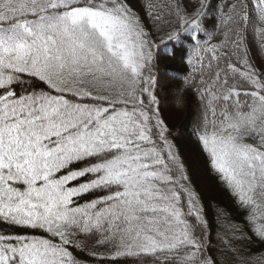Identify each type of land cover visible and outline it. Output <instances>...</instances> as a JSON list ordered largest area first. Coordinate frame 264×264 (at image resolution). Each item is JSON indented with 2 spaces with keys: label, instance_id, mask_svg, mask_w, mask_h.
Returning a JSON list of instances; mask_svg holds the SVG:
<instances>
[{
  "label": "snow or ice",
  "instance_id": "obj_1",
  "mask_svg": "<svg viewBox=\"0 0 264 264\" xmlns=\"http://www.w3.org/2000/svg\"><path fill=\"white\" fill-rule=\"evenodd\" d=\"M0 264H264V0H0Z\"/></svg>",
  "mask_w": 264,
  "mask_h": 264
},
{
  "label": "trees",
  "instance_id": "obj_2",
  "mask_svg": "<svg viewBox=\"0 0 264 264\" xmlns=\"http://www.w3.org/2000/svg\"><path fill=\"white\" fill-rule=\"evenodd\" d=\"M193 117L194 108L191 103L186 112L176 110L171 106L164 112V118L169 126L176 130L174 142L185 165L190 186L197 194L209 222L215 221L214 229L216 223H224L229 217L232 221L238 222L240 216L236 212L232 199L217 182L216 177L210 173L204 155L196 142L185 131L191 125Z\"/></svg>",
  "mask_w": 264,
  "mask_h": 264
}]
</instances>
